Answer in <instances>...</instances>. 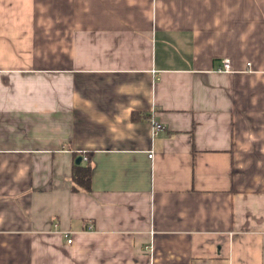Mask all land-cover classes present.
I'll list each match as a JSON object with an SVG mask.
<instances>
[{"label": "crops", "instance_id": "obj_1", "mask_svg": "<svg viewBox=\"0 0 264 264\" xmlns=\"http://www.w3.org/2000/svg\"><path fill=\"white\" fill-rule=\"evenodd\" d=\"M0 264H264V0H0Z\"/></svg>", "mask_w": 264, "mask_h": 264}, {"label": "trees", "instance_id": "obj_2", "mask_svg": "<svg viewBox=\"0 0 264 264\" xmlns=\"http://www.w3.org/2000/svg\"><path fill=\"white\" fill-rule=\"evenodd\" d=\"M132 118L134 120L137 119L135 113H133ZM73 177L76 189L80 186L85 190H89L91 188L92 167L89 164L84 166H75Z\"/></svg>", "mask_w": 264, "mask_h": 264}, {"label": "built area", "instance_id": "obj_3", "mask_svg": "<svg viewBox=\"0 0 264 264\" xmlns=\"http://www.w3.org/2000/svg\"><path fill=\"white\" fill-rule=\"evenodd\" d=\"M251 63L249 62L248 63V66H250ZM220 71H230L231 70V64H230V59L229 58H224L223 61H222V67L219 69ZM154 123V127H155V130H161L163 129V125L161 123H158V122H155L153 121ZM153 154H149L150 157H152ZM85 159H87V157H85ZM65 236L67 237L68 239V242L71 243L72 242V238L70 237V234L67 232L65 233Z\"/></svg>", "mask_w": 264, "mask_h": 264}, {"label": "water", "instance_id": "obj_4", "mask_svg": "<svg viewBox=\"0 0 264 264\" xmlns=\"http://www.w3.org/2000/svg\"><path fill=\"white\" fill-rule=\"evenodd\" d=\"M79 161L81 160V159H78Z\"/></svg>", "mask_w": 264, "mask_h": 264}]
</instances>
